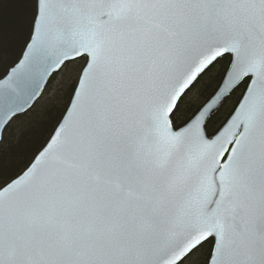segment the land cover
<instances>
[{"label":"snow or ice","instance_id":"snow-or-ice-1","mask_svg":"<svg viewBox=\"0 0 264 264\" xmlns=\"http://www.w3.org/2000/svg\"><path fill=\"white\" fill-rule=\"evenodd\" d=\"M0 264H264V0H0Z\"/></svg>","mask_w":264,"mask_h":264},{"label":"trees","instance_id":"trees-1","mask_svg":"<svg viewBox=\"0 0 264 264\" xmlns=\"http://www.w3.org/2000/svg\"><path fill=\"white\" fill-rule=\"evenodd\" d=\"M58 103L57 98L54 100L41 98L36 103L33 114L30 117L21 119L22 124L18 129L19 131L14 134L12 139L13 146L17 144L21 131L27 130L30 135L20 142L19 148L16 151V164L22 165L27 162L32 156L34 147H38L39 144L47 139L52 127L51 117L56 115L63 107V105L58 106Z\"/></svg>","mask_w":264,"mask_h":264},{"label":"rangeland","instance_id":"rangeland-1","mask_svg":"<svg viewBox=\"0 0 264 264\" xmlns=\"http://www.w3.org/2000/svg\"><path fill=\"white\" fill-rule=\"evenodd\" d=\"M68 83V79L64 77L63 74L54 75L53 78L48 82V85L41 98L52 100L57 98V101L59 102L58 106H62L63 99L60 100V97H62L64 92L67 90ZM19 123L21 126L22 122L20 121ZM18 131L19 130H17V132Z\"/></svg>","mask_w":264,"mask_h":264},{"label":"water","instance_id":"water-1","mask_svg":"<svg viewBox=\"0 0 264 264\" xmlns=\"http://www.w3.org/2000/svg\"><path fill=\"white\" fill-rule=\"evenodd\" d=\"M54 74H55V73H54ZM54 74H53V75H54ZM48 82H49V81H48ZM47 84H48V83H47ZM45 89H46V88H45ZM45 89H44V91H45ZM43 93H44V92H43ZM40 98H41V97H40ZM40 98H39V99H40ZM39 99H38V100H39ZM37 102H38V101H37ZM37 102H36V103H37Z\"/></svg>","mask_w":264,"mask_h":264}]
</instances>
